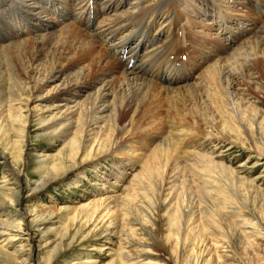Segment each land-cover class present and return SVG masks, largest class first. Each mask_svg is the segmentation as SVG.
Returning a JSON list of instances; mask_svg holds the SVG:
<instances>
[{"label": "bare ground", "instance_id": "1", "mask_svg": "<svg viewBox=\"0 0 264 264\" xmlns=\"http://www.w3.org/2000/svg\"><path fill=\"white\" fill-rule=\"evenodd\" d=\"M188 1L192 4L184 7ZM80 3L85 4L73 8ZM257 3L259 0L249 3L253 8L250 21L247 2L241 0H0V21H5V15L9 18L5 22L8 34L0 39V60L8 61L4 63L20 73L15 76L20 82L16 100L0 107V168H7L0 169L4 179L0 210H9L0 220V235L23 238L25 249L10 254L1 247L0 264L33 263L36 253L28 244L40 240V232L56 208L32 206L31 200L51 183L73 174L74 178L84 175L89 166L95 170L105 158L118 159L123 167L130 163L140 166L134 178L139 187L155 190V201L162 195L177 198L192 192L194 184L184 176L186 161L201 163V169H195L199 175L216 172L218 178L226 175L221 178L231 183L234 169L195 152L201 139L223 143L225 136L232 138L235 142H227V146L263 157L264 165L262 110L253 106L247 99L251 94L245 93L258 94L255 104L264 102V38L257 37L264 31V5ZM182 16L187 17L186 28L190 29L186 38L180 37ZM195 17H202L206 34L193 31L198 24ZM258 19L262 28L254 33L251 27ZM240 29L244 30L238 32ZM249 35H253L251 40L246 37ZM21 37L24 41H19ZM5 39L14 42L3 46ZM219 42L227 43L221 46L223 51L217 47ZM166 57L169 62L190 64L170 69L163 66ZM2 89L0 85V94ZM43 98L54 104L46 112L39 106ZM30 103H37L33 112L38 116L52 114L48 121L45 119L47 136L65 142L32 184L22 171L26 166L24 129L33 122V117L22 112ZM14 124L20 125V135L9 139ZM43 157L38 159L46 165ZM140 174L146 176L145 182ZM74 178L69 182H75ZM239 182L251 187L243 180ZM24 190L28 196L23 199ZM112 201L116 200H96L91 205L94 210L89 223L95 224L94 228L104 226L109 219L123 226L139 209L127 204L117 208ZM180 218L182 228L175 226L169 233L176 237V244L190 223L184 221L186 215L182 213ZM118 234L133 240L121 229ZM80 236L77 232L71 239L66 234L61 243L67 249L80 245ZM35 248L38 251L40 247Z\"/></svg>", "mask_w": 264, "mask_h": 264}, {"label": "rangeland", "instance_id": "2", "mask_svg": "<svg viewBox=\"0 0 264 264\" xmlns=\"http://www.w3.org/2000/svg\"><path fill=\"white\" fill-rule=\"evenodd\" d=\"M157 1L152 0V3ZM228 1L232 3L235 0ZM254 1L258 0H241V2H247L245 8H248L246 10L248 17L252 16L250 13H253V8L250 4H253ZM188 3L184 7L192 4L190 1ZM259 3L257 4L260 6L264 5V0H259ZM81 4L73 5V8L78 5L83 6L85 3ZM180 10H182L181 7H179ZM233 13L238 15L237 12ZM5 18L9 19L7 15ZM6 19L3 21L1 18L0 21V39L8 34V28L5 25ZM186 19L187 17L182 16L179 28L182 30L180 37L185 38L188 37L187 33L190 30L186 28ZM195 19L198 24H195L193 31L206 34L202 17H195ZM261 23L262 21L258 19L257 24L251 27L254 33L258 27L262 26ZM76 28L85 30L80 26ZM183 30L187 31L183 32ZM243 30L240 29L238 32ZM143 32L146 34L148 31L144 30ZM258 34L257 37L262 35L264 38V31H260ZM246 37L251 40L253 35ZM209 38L212 37L209 36ZM24 39L21 37L19 41H24ZM5 40L6 43L2 44L3 46L14 42ZM178 40V47L182 49V41ZM226 44V42H219L217 47L222 48L220 51H223L224 47L221 46ZM189 53L188 50L187 54ZM185 57L182 55V59ZM162 60L163 66L170 69L190 64L189 62L181 64L182 62L178 63L171 59L169 62L167 57ZM4 62L8 61L0 60L2 81L0 85H3L2 94H0V107H4L3 105L7 103H13L16 100L15 94L20 88V82L15 78L20 74L19 70ZM250 63L256 67L254 62ZM249 72L251 71L249 70ZM245 93L251 94L250 96L246 94L247 99L253 106L262 110L261 117L264 119V102L255 104L259 100L258 94L252 95L251 91ZM41 95H45V93L43 92ZM206 96L204 97L207 98ZM262 98L264 99L263 96ZM36 104L30 103L22 112L25 116L33 117V122L29 121L27 128L24 129L26 135L23 160L26 161V166L22 169L25 176L31 181L30 184L40 179L44 174L43 167H49L50 162L55 159L54 156L65 143L61 139L52 140L47 136L49 131L45 130L47 125L45 122L51 118L52 114L50 115L49 112L38 116L39 113L33 112ZM52 104L48 99L43 98L39 106L46 112ZM17 126L20 127L19 124H14V128L9 129V139H15L14 137L20 135L21 129ZM10 131L15 135L12 136ZM225 139L226 142L223 143L222 140L210 142L201 139L199 149L195 152L201 153L202 156H208L227 168L234 169L235 177L231 179V183L228 184L221 178H225L226 175L218 178L216 172L213 175H199L195 169H201L199 167L201 163L194 164L192 161H186L188 166L184 176L194 184L191 187L192 192L186 196L181 194L177 195V198H168L162 195L159 201H155L157 200V197L153 198L155 190L139 187L138 181L134 178V175L140 172L141 167L135 163L123 167L124 164L119 163L118 159L111 161V159L105 158L95 170L89 169L90 166L85 167L84 175H77V179L74 178L75 174L69 177L74 178L75 182L73 183L69 182V178L51 183L42 194L31 200L32 206L45 205L56 208L54 216L48 220L40 232V240L28 244L31 246L33 254L36 253L33 256L32 264H44V260L51 261V264H82L88 261H93L90 264H194L195 262L196 264H264V165L261 164L263 157L250 154L247 149L227 146L229 145L227 142L235 141L226 136ZM40 155L44 156V160L47 161L46 165L40 158V160L38 159ZM197 161L196 163H198ZM192 164L194 166H191ZM2 168L7 169L5 166L0 169L2 170ZM1 170L0 185L4 182ZM39 170L41 173L38 172ZM140 177L143 182L147 180L144 174H140ZM137 179L140 180L139 177ZM240 180L247 182L251 187H246V184L239 182ZM22 186L20 185V187ZM21 196L23 199L28 196L27 190H24ZM103 199L116 200L119 203L112 202L116 204L114 206L117 208H123L127 204L135 206L136 209L139 207L140 210L137 209L133 217L127 215L129 216L126 218L127 224L123 226L116 220L109 219L104 226L97 224L94 228L95 224L89 223L94 210L91 205L95 204L96 200ZM99 203L101 204V202ZM89 204L90 207L87 206ZM0 211V220L9 214L7 209ZM181 213L186 215L184 221L187 220L190 223L188 222L189 226L183 234L182 240L176 244V237H171L169 233L175 226L182 228L183 221L181 218L178 219ZM120 229L124 234L132 235L133 240L130 237L126 238V235L118 234ZM77 232L81 235L80 245L74 244L69 249L65 248L66 244L61 242H64L66 234L72 239ZM69 241L70 239L66 243ZM1 247L10 254L18 248L25 250L23 238L14 237L10 233H6L5 236L0 235ZM35 247L40 248L36 251ZM150 251L151 253L148 254ZM123 253L125 254L124 258H121Z\"/></svg>", "mask_w": 264, "mask_h": 264}]
</instances>
